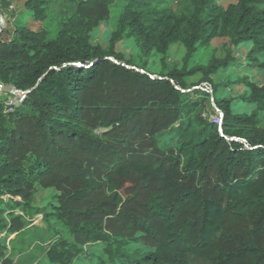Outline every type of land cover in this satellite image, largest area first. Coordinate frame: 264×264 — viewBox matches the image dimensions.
Segmentation results:
<instances>
[{
  "label": "trees",
  "instance_id": "1",
  "mask_svg": "<svg viewBox=\"0 0 264 264\" xmlns=\"http://www.w3.org/2000/svg\"><path fill=\"white\" fill-rule=\"evenodd\" d=\"M3 2L0 85L25 96L0 101V264H264V84L227 83L247 87L234 111L211 78L244 42L264 68V0H24L12 27ZM114 10L107 47L92 43ZM215 37L224 56L188 67ZM124 40L161 61L180 43L182 66L152 75L116 52Z\"/></svg>",
  "mask_w": 264,
  "mask_h": 264
},
{
  "label": "rangeland",
  "instance_id": "2",
  "mask_svg": "<svg viewBox=\"0 0 264 264\" xmlns=\"http://www.w3.org/2000/svg\"><path fill=\"white\" fill-rule=\"evenodd\" d=\"M221 5L222 8H225L227 4L234 2L235 0H214ZM11 4V8L7 12L4 9L2 15L6 18L10 15L9 21L7 20V27H12L18 21H24L27 18L23 17V3L24 0H4L3 2ZM174 8L178 11H187L189 9L188 2H182L181 4H172ZM264 7V3L261 5ZM11 13V14H10ZM118 12L114 10L111 14V18L107 22L100 23L95 27L91 32V42L94 44H100L104 47H107L110 33L115 29L117 21ZM7 18V19H8ZM28 23L31 27H38L37 22L28 20ZM5 25V21H4ZM227 38L224 37H215L213 38L209 45L206 47L199 48L194 57L188 62V67L193 65H204L206 64L213 56L223 57L226 49L228 48ZM252 45L249 42H244L238 45L235 51V58L237 64L232 67H227L223 72H219L214 75L212 83L218 85L217 89L220 91L215 92V98H227L231 99L234 103V111L238 110L243 106L240 102V95L247 91V87L243 86L240 83H230L229 86L227 83L238 81L243 76L250 77L251 81L256 82L257 84H264V68L261 69L257 65L262 62V58L252 59L248 56L249 51L251 50ZM116 52L122 55L124 60H129L131 63L144 67V69L152 75H156L164 71V69H171L173 66L180 68L182 66V57L185 53L183 45L180 43H173L170 45L169 50L166 54V57L163 61L160 60L161 55L155 52L142 53L141 49L134 43L132 40H124L117 42L115 45ZM198 76H192L187 78L186 82L191 84L196 81ZM226 83V84H224ZM6 94L0 93V101H3ZM206 103V101H205ZM207 103L203 107H206ZM209 110L208 107H206ZM260 119L264 121V112L260 113ZM167 137L160 139V144L166 143ZM55 192L51 189L48 190H38L35 194L34 205L36 207H45L49 203L54 202ZM39 220V219H38ZM136 248L134 244H126L124 247L125 250L133 251ZM95 251V250H94ZM86 258L85 262H90L92 260L89 257L83 256V259ZM94 262V261H93ZM95 263V262H94ZM46 264V263H40Z\"/></svg>",
  "mask_w": 264,
  "mask_h": 264
},
{
  "label": "built area",
  "instance_id": "3",
  "mask_svg": "<svg viewBox=\"0 0 264 264\" xmlns=\"http://www.w3.org/2000/svg\"><path fill=\"white\" fill-rule=\"evenodd\" d=\"M10 8H11V6H10ZM0 17L3 18L1 15H0ZM194 88L199 89L208 95L209 105L207 107L209 108V110H207V108H205L202 111L201 115H202V117L209 119L212 123L217 125L219 132H220L221 131V129H220L221 113H220V111H219V109H218V107L215 104L214 99H213L212 85L208 82H202L199 85L195 86ZM24 96H25V93L18 92V91H15L13 94H6V97L4 98V110H5V112L12 111L14 106H17L22 102Z\"/></svg>",
  "mask_w": 264,
  "mask_h": 264
},
{
  "label": "water",
  "instance_id": "4",
  "mask_svg": "<svg viewBox=\"0 0 264 264\" xmlns=\"http://www.w3.org/2000/svg\"><path fill=\"white\" fill-rule=\"evenodd\" d=\"M4 26V20L0 17V29ZM15 90L10 85H0V93L13 94Z\"/></svg>",
  "mask_w": 264,
  "mask_h": 264
},
{
  "label": "crops",
  "instance_id": "5",
  "mask_svg": "<svg viewBox=\"0 0 264 264\" xmlns=\"http://www.w3.org/2000/svg\"><path fill=\"white\" fill-rule=\"evenodd\" d=\"M211 78L213 79V78H214V75H213V76H211Z\"/></svg>",
  "mask_w": 264,
  "mask_h": 264
}]
</instances>
